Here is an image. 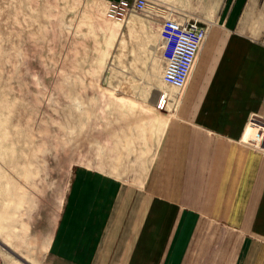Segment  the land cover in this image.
Instances as JSON below:
<instances>
[{
  "label": "rangeland",
  "instance_id": "374dc122",
  "mask_svg": "<svg viewBox=\"0 0 264 264\" xmlns=\"http://www.w3.org/2000/svg\"><path fill=\"white\" fill-rule=\"evenodd\" d=\"M105 4L0 0V264H68L59 253H74L77 241L83 252L96 237L105 264V227L118 247L107 251L113 264L126 261L127 242L129 264L148 262L142 238L152 224L137 240L127 235L137 200L157 199L165 180L154 155L184 88L161 79L159 24L141 12L109 19ZM247 242L245 264H264V239Z\"/></svg>",
  "mask_w": 264,
  "mask_h": 264
},
{
  "label": "crops",
  "instance_id": "0c3cea01",
  "mask_svg": "<svg viewBox=\"0 0 264 264\" xmlns=\"http://www.w3.org/2000/svg\"><path fill=\"white\" fill-rule=\"evenodd\" d=\"M170 10L197 18L207 33L159 137L154 174L165 180L155 187L157 199L137 200L143 208L127 238L152 224L142 238L152 245L147 264H245L253 242L243 247V239H264V0H149L141 13L159 24L161 40ZM113 232L98 230L101 240L106 234L105 264L115 257L107 251L118 248ZM76 246L69 256L52 249L68 264L98 263L97 237L83 252Z\"/></svg>",
  "mask_w": 264,
  "mask_h": 264
},
{
  "label": "built area",
  "instance_id": "2783aa9c",
  "mask_svg": "<svg viewBox=\"0 0 264 264\" xmlns=\"http://www.w3.org/2000/svg\"><path fill=\"white\" fill-rule=\"evenodd\" d=\"M149 0H106L104 14L123 21L131 12H142ZM163 39L170 44L162 66L161 79L175 88L185 86L197 53L206 38L207 26L197 18L179 17L171 10L162 16Z\"/></svg>",
  "mask_w": 264,
  "mask_h": 264
},
{
  "label": "bare ground",
  "instance_id": "6f19581e",
  "mask_svg": "<svg viewBox=\"0 0 264 264\" xmlns=\"http://www.w3.org/2000/svg\"><path fill=\"white\" fill-rule=\"evenodd\" d=\"M167 95H168L167 93H163V97H164V98L167 97Z\"/></svg>",
  "mask_w": 264,
  "mask_h": 264
}]
</instances>
